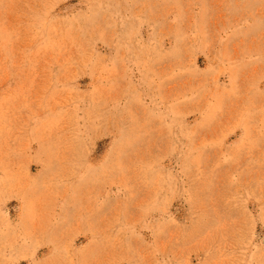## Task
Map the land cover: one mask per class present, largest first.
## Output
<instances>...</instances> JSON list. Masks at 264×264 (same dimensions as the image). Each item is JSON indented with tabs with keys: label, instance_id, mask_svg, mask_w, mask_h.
I'll return each instance as SVG.
<instances>
[{
	"label": "rangeland",
	"instance_id": "obj_1",
	"mask_svg": "<svg viewBox=\"0 0 264 264\" xmlns=\"http://www.w3.org/2000/svg\"><path fill=\"white\" fill-rule=\"evenodd\" d=\"M0 264H264V0H0Z\"/></svg>",
	"mask_w": 264,
	"mask_h": 264
}]
</instances>
